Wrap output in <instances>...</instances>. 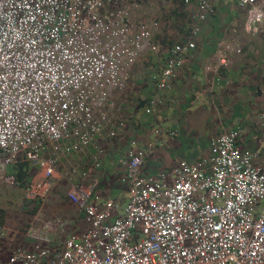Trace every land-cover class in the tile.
I'll return each mask as SVG.
<instances>
[{"label":"built area","instance_id":"built-area-1","mask_svg":"<svg viewBox=\"0 0 264 264\" xmlns=\"http://www.w3.org/2000/svg\"><path fill=\"white\" fill-rule=\"evenodd\" d=\"M138 1L0 0V171L36 164L29 200L53 186L56 162L45 152L69 150L66 139L79 148L95 138L102 129L95 111L111 103L109 90L124 89L125 70L142 50L156 49L145 40L147 24L133 19ZM216 1L184 0L197 4L201 21ZM226 1L248 7L251 18L264 16L259 0ZM194 47L189 40L170 49L160 89L170 87ZM160 102L152 98L147 112ZM241 133L213 137L201 162L181 159L172 182L144 173L145 153L133 140L119 178L129 188L124 207L74 187L69 197L84 212L85 229L56 250L39 238L8 264H264V166L239 147Z\"/></svg>","mask_w":264,"mask_h":264},{"label":"crops","instance_id":"crops-1","mask_svg":"<svg viewBox=\"0 0 264 264\" xmlns=\"http://www.w3.org/2000/svg\"><path fill=\"white\" fill-rule=\"evenodd\" d=\"M138 2L132 10L133 19L136 24H147L145 40L156 49L142 50L125 70L124 89L109 90L111 103L95 111L102 123L95 138L79 148L72 147L74 139H66L61 144L69 150L52 146L45 152L56 162L45 208L27 205L24 187L16 183L12 173L19 162L0 171V207L5 209L0 264H8L18 248L32 249L39 238L49 240L56 250L72 232L85 229L84 212L69 197L74 187L86 185L94 194L117 200L124 207L129 188L119 178L126 174L127 151L133 140L145 153L144 173L158 177L166 174L170 182L181 159L201 162L210 154L213 137L236 128L242 131L239 147L255 152L257 163L264 166V16L261 20L251 18L248 7L217 0L213 12L201 21L196 3L182 1L181 13L173 16L171 0ZM259 2L264 9V0ZM196 26L200 29L193 33ZM137 31L140 33L139 27ZM189 40L195 47L184 52L183 64L170 87L160 89L170 49ZM152 98L161 102L155 111L147 112ZM156 130H162V134ZM24 162L30 164L32 178L39 168ZM24 210L36 219L44 212L36 224L26 225L20 223ZM8 224L16 229L25 226L23 239L18 240L22 235L19 231L8 239L4 231ZM12 241L17 245L9 248L8 254L5 250ZM1 253L6 255L3 260Z\"/></svg>","mask_w":264,"mask_h":264},{"label":"rangeland","instance_id":"rangeland-1","mask_svg":"<svg viewBox=\"0 0 264 264\" xmlns=\"http://www.w3.org/2000/svg\"><path fill=\"white\" fill-rule=\"evenodd\" d=\"M39 176H40V174H39V172H37V173H34L33 175H32V180L33 179H38L39 178ZM53 187V186H52ZM52 189V188H51ZM23 192V197L25 198V201H26V203H27V205L28 206H39L40 208L39 209H42V206H44V204H45V202L47 201V197H48V194L50 193V191H48L47 192V194L43 197V198H38V199H32V200H29V198H28V194H29V196L31 197V198H33V196H32V194H31V192L29 193V192H27V190H23L22 191ZM45 208V206L43 207V209ZM29 210H31V209H29ZM43 212H44V210H42L41 212H40V215H39V219H36V217H33L32 218V216L31 215H29V214H31L30 212H25V210L21 213V215L22 216H20V223H27L26 225H30V224H32V225H34V224H36L40 219H41V217L43 216L42 214H43ZM17 220H19V219H17ZM38 220V221H37ZM10 222L11 223H13L11 220H10ZM25 226H23V228H22V226L20 227V228H18V229H16L14 226H12V224L11 225H7L5 228H4V231L6 232V236H7V234H8V239H11V238H14V235L16 234V232L17 231H19V233H22V235L21 234H19L18 236H19V238H18V240L19 239H23V234H25L26 233V229L24 228ZM32 230H33V232H31V234L32 235H35V233H36V229L35 228H32ZM22 231H24V232H22ZM5 236V237H6ZM39 237H43V236H39ZM7 239V240H8ZM17 245V241L15 242H11V243H8V248H7V250H5V251H7V253L9 254V248H13V247H15ZM57 245H59V244H57ZM57 245H55V246H57ZM59 247H61V245L59 246ZM4 253H6V252H4ZM4 253H1V258H2V260H3V258H5L6 257V255L4 254ZM1 260V259H0Z\"/></svg>","mask_w":264,"mask_h":264},{"label":"trees","instance_id":"trees-1","mask_svg":"<svg viewBox=\"0 0 264 264\" xmlns=\"http://www.w3.org/2000/svg\"><path fill=\"white\" fill-rule=\"evenodd\" d=\"M184 0H171L172 2V7L170 8V11L173 12V16L180 14V3ZM12 168V166H11ZM12 173L15 176L16 183L20 187H24L26 189L31 181L32 178L29 175V170H30V164L27 162H19L18 164L14 165ZM4 218H5V209L0 207V228L3 227L4 225Z\"/></svg>","mask_w":264,"mask_h":264}]
</instances>
